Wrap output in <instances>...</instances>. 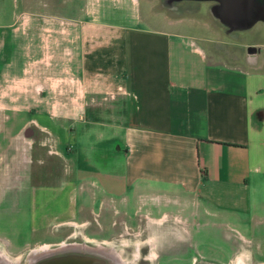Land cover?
Instances as JSON below:
<instances>
[{"label":"crops","instance_id":"obj_1","mask_svg":"<svg viewBox=\"0 0 264 264\" xmlns=\"http://www.w3.org/2000/svg\"><path fill=\"white\" fill-rule=\"evenodd\" d=\"M128 2L0 22V251L97 217L264 254V0Z\"/></svg>","mask_w":264,"mask_h":264},{"label":"rangeland","instance_id":"obj_2","mask_svg":"<svg viewBox=\"0 0 264 264\" xmlns=\"http://www.w3.org/2000/svg\"><path fill=\"white\" fill-rule=\"evenodd\" d=\"M100 4H102L103 8L106 9L105 11L108 12L106 15H104L105 13L103 12L102 18L106 16L109 20L116 22L131 21V3L128 2L127 4H123L120 3V0H0V22L11 20L16 15L15 12L17 11L21 12L35 7L44 8L47 11L61 14L75 15L78 12L82 13L84 9L91 10L93 7ZM65 176L64 171H59L54 177L59 180ZM35 179L37 182L45 181L42 175L36 176ZM95 218V220L91 218L90 228L88 224L84 225V223L67 226L62 241L57 243L40 245L21 255L8 256L6 253L4 254L8 257L9 264H29L33 255H39L43 252L44 248L50 252L55 250L58 251V249L63 246L80 244L84 247L88 246L87 249L105 248L104 250L106 252L113 254L120 262L118 264H220L219 261L222 259L227 264H235L236 262L247 264L249 262L248 257L254 252L250 243L246 241L244 243L245 245L238 248L241 254H237L235 262L231 263L228 260L229 253L226 250L224 251L225 253L216 251L222 240L219 234L220 231L213 232L209 231L207 228H202L201 235L194 237L192 240L189 238L176 239V245L170 244L169 246H163L161 242L164 239L162 237H157L156 231L152 232L151 230L145 229L149 224L155 225V227L159 224L160 229L162 226L168 225L172 230L177 226L175 221L164 222L159 220V222L152 223L148 220H141V218H136L133 221L129 220L127 223L124 221H114L113 230L103 232V222L97 220V217ZM24 224L27 227L23 228L22 236L25 238L30 237L29 239L31 240H39L42 234L39 233V235L37 233L33 235L29 232L30 224L26 222H24ZM72 232L74 235H72ZM158 234L161 233L158 232ZM32 235L34 237H32ZM51 238L52 237L49 238L47 236L45 239L51 240ZM165 240L170 241V243L174 241L173 237ZM246 246L248 247L246 248ZM68 251H70V249H68ZM29 256L31 257L29 258ZM72 257V255L67 254L62 257H54L55 259L47 258L43 261L59 262V259H61L68 262ZM75 258L79 260L81 257ZM85 261L87 264H105L102 263L101 255L90 258L87 257ZM3 262V259L0 258V264H6ZM262 263H264V261Z\"/></svg>","mask_w":264,"mask_h":264},{"label":"bare ground","instance_id":"obj_3","mask_svg":"<svg viewBox=\"0 0 264 264\" xmlns=\"http://www.w3.org/2000/svg\"><path fill=\"white\" fill-rule=\"evenodd\" d=\"M67 245H69V244H67ZM87 247L88 246L84 247L80 244H73V246H63V247L59 248L58 251L55 250V251H50V252H49V250H46L44 248L43 252L40 253L39 255H37V254H36V256L33 255V258L31 259L29 264H39V263L41 264L42 260H44V259L51 258V257L56 256V255H57V257H59L62 254H63V256H65L67 254L68 255L70 254L73 256L72 258H70L71 260L68 261L71 264H84V263L87 264L85 261V259L87 257H89V258L90 257H96L97 255H101L102 263H105V264H118V263H120L113 256V254H111L110 252H106L104 250L105 248L104 249H92V248L87 249ZM68 249H70V251H68ZM30 257L31 256H29V258ZM75 257H81L83 259L79 258V260H77ZM0 258H2L6 264L10 263V262H8L9 261L8 257L5 256V254L2 253L1 251H0ZM59 262L62 263L63 261L60 260Z\"/></svg>","mask_w":264,"mask_h":264},{"label":"flooded vegetation","instance_id":"obj_4","mask_svg":"<svg viewBox=\"0 0 264 264\" xmlns=\"http://www.w3.org/2000/svg\"><path fill=\"white\" fill-rule=\"evenodd\" d=\"M246 248H247V246H246ZM239 253H240V251H238V249H236V251L229 252L228 260L231 263L235 262L236 255L239 254ZM248 259H249V262L247 264H250V263L251 264H264V263H262L264 261V254L263 253L259 254V253H254L253 252V253L250 254V257H248ZM219 262H220V264H227L225 261H223V259L221 261H219ZM235 264H240V263L236 262ZM241 264H243V262Z\"/></svg>","mask_w":264,"mask_h":264},{"label":"water","instance_id":"obj_5","mask_svg":"<svg viewBox=\"0 0 264 264\" xmlns=\"http://www.w3.org/2000/svg\"><path fill=\"white\" fill-rule=\"evenodd\" d=\"M62 256H63V254H62ZM62 256H60V257H62ZM56 258L57 257V255L56 256H53V257H51L52 259L53 258ZM54 258V259H55ZM59 260H61V259H59ZM63 262L62 263H60V262H56V261H43L42 260V262H41V264H64V263H66V264H69L70 262H65L64 260H62ZM71 264V263H70Z\"/></svg>","mask_w":264,"mask_h":264}]
</instances>
